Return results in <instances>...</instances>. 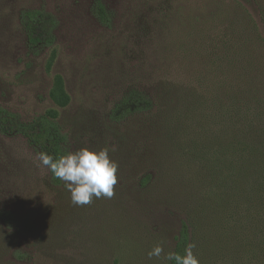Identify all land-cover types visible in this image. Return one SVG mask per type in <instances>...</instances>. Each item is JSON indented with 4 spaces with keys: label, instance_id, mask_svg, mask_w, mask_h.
Wrapping results in <instances>:
<instances>
[{
    "label": "rangeland",
    "instance_id": "1",
    "mask_svg": "<svg viewBox=\"0 0 264 264\" xmlns=\"http://www.w3.org/2000/svg\"><path fill=\"white\" fill-rule=\"evenodd\" d=\"M203 2L104 0L113 17L105 27L94 0H0V108L24 122L55 117L68 153L108 148L119 165L111 198L73 205L27 139L0 133V264H169L183 208L215 183L208 176L215 146L188 98L211 26ZM31 9L57 18L53 47H28L20 14ZM58 77L69 97L64 107L51 96ZM132 91L151 97L154 109L116 121ZM5 213L31 215L37 232L25 236ZM156 245L164 252L149 259Z\"/></svg>",
    "mask_w": 264,
    "mask_h": 264
},
{
    "label": "trees",
    "instance_id": "2",
    "mask_svg": "<svg viewBox=\"0 0 264 264\" xmlns=\"http://www.w3.org/2000/svg\"><path fill=\"white\" fill-rule=\"evenodd\" d=\"M202 8L201 16L205 19L204 12L209 13L206 23L213 29L209 35L211 26L203 29L204 67L196 74V89H190L188 98L201 108L206 142L215 146L214 166L208 170L215 183L205 199L187 202L183 208L173 253L183 255L187 244L193 243L200 264H264V0H204ZM93 13L103 26H112L104 0H94ZM20 24L30 49L55 45L59 23L52 13L24 10ZM57 79L51 96L64 107L69 97L63 80ZM154 107L151 97L132 91L113 118L122 121ZM0 133L21 135L39 153L55 159L68 153V136L49 115L24 122L18 114L0 108ZM50 174L52 184L61 186L63 181ZM150 180L146 177L143 184ZM4 219L19 225L25 236L37 232L31 215L5 213ZM15 256L27 262V255Z\"/></svg>",
    "mask_w": 264,
    "mask_h": 264
},
{
    "label": "clouds",
    "instance_id": "3",
    "mask_svg": "<svg viewBox=\"0 0 264 264\" xmlns=\"http://www.w3.org/2000/svg\"><path fill=\"white\" fill-rule=\"evenodd\" d=\"M37 158L51 171L54 178L64 182L73 205L83 206L90 204L94 199L111 198L114 195L119 165L110 158L108 148L99 151L81 148L61 155L58 159L41 152ZM195 247V244L189 243L183 255L167 253L164 259L174 261L175 264H200L193 252ZM163 252L164 248L156 245L148 252V258H160Z\"/></svg>",
    "mask_w": 264,
    "mask_h": 264
}]
</instances>
